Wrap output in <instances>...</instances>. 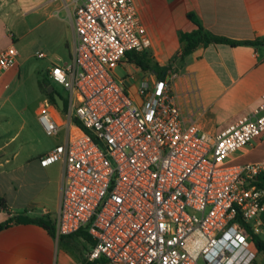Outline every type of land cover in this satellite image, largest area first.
Listing matches in <instances>:
<instances>
[{
  "label": "built area",
  "instance_id": "obj_1",
  "mask_svg": "<svg viewBox=\"0 0 264 264\" xmlns=\"http://www.w3.org/2000/svg\"><path fill=\"white\" fill-rule=\"evenodd\" d=\"M51 1L72 33L70 61L47 70L67 92L65 141L40 159L63 163L56 236L86 231V260L107 264H251L264 228V186L254 183L264 160L228 157L264 132V92L208 133L181 116L172 69L144 75L134 90L133 74L114 73L128 51L151 45L134 0ZM17 54L12 44L0 51V74ZM38 119L49 135L61 129L47 110Z\"/></svg>",
  "mask_w": 264,
  "mask_h": 264
},
{
  "label": "crops",
  "instance_id": "obj_2",
  "mask_svg": "<svg viewBox=\"0 0 264 264\" xmlns=\"http://www.w3.org/2000/svg\"><path fill=\"white\" fill-rule=\"evenodd\" d=\"M134 3L151 39L149 56L160 67L169 64L172 68L171 91L185 120L193 119L204 131L215 133L258 105L264 92V46L210 43L197 46L178 65L172 59L180 53L179 32L194 28L187 17L189 11L216 35L233 40L254 39L264 36V0H134ZM57 10L59 13L55 14ZM66 18L68 13L51 0H0V51L11 44L18 51L16 62L0 74V105L8 100L7 88L19 75L21 52L35 45L46 49L43 52L46 56L55 51L54 47H59L62 41L61 36L57 41V32ZM133 76L132 90L144 75ZM43 110L51 114L61 131L64 123L57 105L48 102L36 109L39 126L38 115ZM27 124L30 125L23 117L18 130L0 143V195L5 201V207L0 208V222L16 213L55 220L59 206L63 163L55 161L43 166L40 159L64 143L66 132L62 140L41 147L28 130L27 145L22 142L12 145ZM257 138L256 146H263L264 132ZM245 146L231 153L228 160L233 164L264 160L263 152L250 160L236 162L253 151L254 147ZM74 239L84 242L81 245L84 249L90 247L77 235L68 241ZM58 245L57 237L35 223L8 221L0 229V264H59Z\"/></svg>",
  "mask_w": 264,
  "mask_h": 264
},
{
  "label": "rangeland",
  "instance_id": "obj_3",
  "mask_svg": "<svg viewBox=\"0 0 264 264\" xmlns=\"http://www.w3.org/2000/svg\"><path fill=\"white\" fill-rule=\"evenodd\" d=\"M58 13L59 11L55 12V14ZM43 28L44 26L39 29V32H41ZM48 35L49 34L47 33L46 37H48ZM58 36H61L62 40L60 46H55L54 49L56 50L54 51L52 49L53 52L47 53V56L45 55L44 57H38L36 53L39 51L45 53L46 49L35 45L31 49H27L26 51L23 50L21 55L18 57V67L20 70L19 75H17L18 77L16 78V81L13 84H10L7 88V94L9 97L8 100L6 99L0 105V143H2L5 139L18 130L23 117H25L26 121L30 125L27 124V128L19 131L17 138L12 143V145H18L21 142L27 145L28 143L26 142H28V130L31 131L32 135L34 134V137L39 141L41 147H47L53 144L57 139L59 141L63 139V135L67 130L65 125L67 122L65 111L58 108V111L61 115V121L64 123L63 129L58 135L47 134L42 124L39 126L35 120L36 109L41 106L44 107L45 105L44 98L46 97V94L40 87V80L46 78L59 95H61L63 98L66 97L67 92L65 88L61 84L53 82L47 78V67L51 63L63 64L70 61L69 54L72 33L69 18H66L61 29H58L56 36L57 41ZM176 57H174L172 60L176 65H178L179 63L177 62ZM114 73L117 77L124 78L129 74H137L139 76L149 75L154 72L150 70L141 72L140 70H137L134 65L127 63L125 65L116 67ZM257 142L258 138L256 137L246 144L245 147L248 149L254 147L253 151L248 155L238 158L236 162L247 161L256 157L258 154H262L264 152V145L257 147ZM260 236L264 238V228ZM82 243L84 242L77 239H74L73 241L66 240L59 242V264L61 262L63 264H80L82 257H85L87 251V248L84 249L81 246ZM251 264H264V252H256L255 259Z\"/></svg>",
  "mask_w": 264,
  "mask_h": 264
},
{
  "label": "trees",
  "instance_id": "obj_4",
  "mask_svg": "<svg viewBox=\"0 0 264 264\" xmlns=\"http://www.w3.org/2000/svg\"><path fill=\"white\" fill-rule=\"evenodd\" d=\"M187 17L194 24V28L189 31H180L179 40L181 42V49L179 55L176 57L177 62L180 64L183 62L184 58L188 56L197 46H206L210 43H226L231 46L237 45H247L253 47L264 46V36L256 37L254 39L247 40H233L225 36L216 35L209 30L205 29L199 22L198 18L193 12H188ZM126 59L129 63H133L138 66L142 71H153L157 76L164 77L170 71V65H165L160 67L156 61H154L148 54V51H143L141 53H135L133 51H128L126 53ZM40 87L46 94V98L55 104L52 93H48L47 88L50 82L43 78L39 81ZM55 90V89H54ZM61 96V95H60ZM62 97V96H61ZM63 98V97H62ZM63 111L67 109V99L63 98ZM257 186H264V170H262L256 177L254 181ZM5 207V201L0 195V208ZM262 218L264 219V212L262 213ZM8 221H14L15 223H35L53 236L57 237L58 242L66 241L74 235L81 237L86 243L92 244L93 239L86 231H79L71 235H59L56 236L55 233V220L51 219L49 216H28L23 213H16L13 217L9 218L5 222H0V229L7 225ZM253 242L257 252H264V238L260 235H255L253 237ZM80 264H107L104 259L88 261L85 257H82Z\"/></svg>",
  "mask_w": 264,
  "mask_h": 264
},
{
  "label": "water",
  "instance_id": "obj_5",
  "mask_svg": "<svg viewBox=\"0 0 264 264\" xmlns=\"http://www.w3.org/2000/svg\"><path fill=\"white\" fill-rule=\"evenodd\" d=\"M48 93H52L55 104L60 110H63V98L54 90V87L52 85H49L47 88Z\"/></svg>",
  "mask_w": 264,
  "mask_h": 264
}]
</instances>
